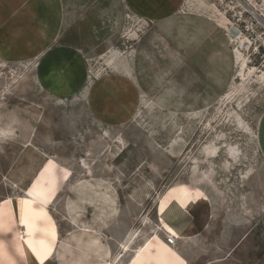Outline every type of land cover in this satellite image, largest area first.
Instances as JSON below:
<instances>
[{
    "label": "rangeland",
    "instance_id": "374dc122",
    "mask_svg": "<svg viewBox=\"0 0 264 264\" xmlns=\"http://www.w3.org/2000/svg\"><path fill=\"white\" fill-rule=\"evenodd\" d=\"M239 1L0 0V264H264Z\"/></svg>",
    "mask_w": 264,
    "mask_h": 264
},
{
    "label": "built area",
    "instance_id": "2783aa9c",
    "mask_svg": "<svg viewBox=\"0 0 264 264\" xmlns=\"http://www.w3.org/2000/svg\"><path fill=\"white\" fill-rule=\"evenodd\" d=\"M239 4L243 11H240L236 16H239V20L244 17L248 20L245 25H239V31L244 36L246 50L250 53L264 55V11L259 13L253 10L252 7L244 4V0L239 1ZM174 240L175 238L169 237L170 243H173Z\"/></svg>",
    "mask_w": 264,
    "mask_h": 264
},
{
    "label": "bare ground",
    "instance_id": "6f19581e",
    "mask_svg": "<svg viewBox=\"0 0 264 264\" xmlns=\"http://www.w3.org/2000/svg\"><path fill=\"white\" fill-rule=\"evenodd\" d=\"M218 20V19H217ZM226 21H227V19H226ZM223 22V21H222ZM221 22V23H222ZM228 22V21H227ZM224 24L226 23V22H223ZM222 25V24H221ZM222 27H224V26H222ZM240 35H241V33H240ZM238 36V35H237ZM238 38H240V39H237L238 40V43H242V38H241V36L240 37H238ZM234 40V39H233ZM236 58H237V62L240 64V62H242L241 63V65L240 66H242V68H246V67H248V61H247V59L245 58V56H244V54H243V52L242 51H240L239 49H237L236 50ZM117 58V52L116 53H114L112 56H108V59H107V61L108 62H110V61H112L113 59H116ZM106 180V179H105ZM116 199V198H115ZM115 201V200H114ZM115 208V207H114ZM83 212V211H82ZM117 213V210L115 209L114 210V213ZM85 219V218H84ZM169 237H173V236H169ZM169 237H167L166 238V243L167 244H173L174 242H175V240L173 241V243H170L169 242ZM173 238H175V237H173ZM176 239V238H175Z\"/></svg>",
    "mask_w": 264,
    "mask_h": 264
},
{
    "label": "crops",
    "instance_id": "0c3cea01",
    "mask_svg": "<svg viewBox=\"0 0 264 264\" xmlns=\"http://www.w3.org/2000/svg\"><path fill=\"white\" fill-rule=\"evenodd\" d=\"M130 1H133L134 2V0H130ZM145 1L146 0H138V3L140 4L139 6L143 10L146 9V7H145ZM147 1H149V0H147ZM45 51L46 50L41 51L38 56L40 57L41 55H43L44 53H46ZM259 137H260V144H261L262 151H263V155H264V117L261 120Z\"/></svg>",
    "mask_w": 264,
    "mask_h": 264
},
{
    "label": "snow or ice",
    "instance_id": "6c2138e0",
    "mask_svg": "<svg viewBox=\"0 0 264 264\" xmlns=\"http://www.w3.org/2000/svg\"><path fill=\"white\" fill-rule=\"evenodd\" d=\"M169 231H171V229H169Z\"/></svg>",
    "mask_w": 264,
    "mask_h": 264
}]
</instances>
